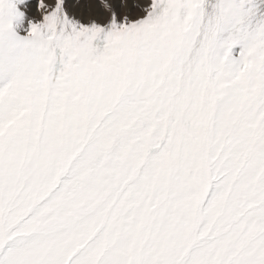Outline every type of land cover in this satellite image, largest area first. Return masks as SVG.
Wrapping results in <instances>:
<instances>
[{
  "label": "snow or ice",
  "instance_id": "1",
  "mask_svg": "<svg viewBox=\"0 0 264 264\" xmlns=\"http://www.w3.org/2000/svg\"><path fill=\"white\" fill-rule=\"evenodd\" d=\"M0 264H264V0H0Z\"/></svg>",
  "mask_w": 264,
  "mask_h": 264
}]
</instances>
